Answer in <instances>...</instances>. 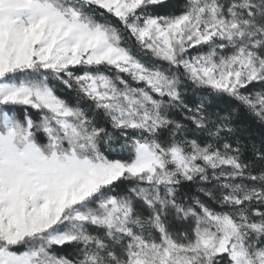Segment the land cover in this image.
Returning <instances> with one entry per match:
<instances>
[{
	"label": "snow or ice",
	"instance_id": "snow-or-ice-1",
	"mask_svg": "<svg viewBox=\"0 0 264 264\" xmlns=\"http://www.w3.org/2000/svg\"><path fill=\"white\" fill-rule=\"evenodd\" d=\"M167 3L0 0V264H264V0Z\"/></svg>",
	"mask_w": 264,
	"mask_h": 264
},
{
	"label": "trees",
	"instance_id": "trees-1",
	"mask_svg": "<svg viewBox=\"0 0 264 264\" xmlns=\"http://www.w3.org/2000/svg\"><path fill=\"white\" fill-rule=\"evenodd\" d=\"M181 2V0H168L167 5L165 8L161 9V11L170 10V6L176 5L177 3ZM58 88V94L64 97L65 99H68L69 102L74 103V96L75 93L69 92L67 90H63L61 86L57 85ZM191 99H195V97H192ZM198 102V101H197ZM83 107L87 108V103L82 105ZM233 107H235V103L232 104ZM178 118H180L178 116ZM237 124L239 126L240 131L237 133L242 139H246L248 142H255L257 145L260 144L261 140L264 139V123H261V121L254 116L252 113H250L248 110L241 108L239 113V119L237 121ZM193 186V191H194ZM70 248L66 249H58V251L65 252L70 251Z\"/></svg>",
	"mask_w": 264,
	"mask_h": 264
}]
</instances>
